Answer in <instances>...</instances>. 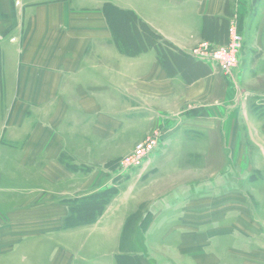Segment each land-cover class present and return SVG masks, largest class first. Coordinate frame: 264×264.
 <instances>
[{
    "label": "crops",
    "instance_id": "crops-1",
    "mask_svg": "<svg viewBox=\"0 0 264 264\" xmlns=\"http://www.w3.org/2000/svg\"><path fill=\"white\" fill-rule=\"evenodd\" d=\"M251 2L0 0V256L25 242L40 254V238L80 229L103 237L115 256L150 254L123 246L141 210L151 213L144 241L164 227L186 229L179 254L200 264L217 261L206 245L229 239L238 244L229 254H264V131L259 141L251 134V125L264 130V92L247 91L237 104L233 77L192 55L203 41H226L222 25L234 11L250 30ZM113 11L136 16L167 45L150 47ZM257 28L262 35L264 23ZM260 54L262 46L243 50L241 69L264 66ZM155 131L163 132V167L135 193L133 180L120 184L95 224L66 228L72 200L109 186L105 167ZM84 249H60L57 264H81Z\"/></svg>",
    "mask_w": 264,
    "mask_h": 264
},
{
    "label": "rangeland",
    "instance_id": "rangeland-1",
    "mask_svg": "<svg viewBox=\"0 0 264 264\" xmlns=\"http://www.w3.org/2000/svg\"><path fill=\"white\" fill-rule=\"evenodd\" d=\"M112 14L116 21L121 22L120 24L122 26H124V18H129L128 16L116 13L115 11H113ZM249 20H250L249 21L250 30L241 29L240 21H242V19L240 18L239 12L234 11L232 19L227 20V22H225L222 25L224 29L227 31L226 36H224V38L227 37L226 41L221 43L220 42H211V43L223 45L224 43L228 42L227 40L229 39L230 25L235 24L244 37L243 50L247 49L248 53L251 52V50L258 51V48L260 46L264 47V29L261 32L262 35L257 34L259 29L257 27L261 22L264 23V2H260V1L257 2L256 0H253V3L252 2L250 3ZM224 29L222 33L225 34ZM258 59L263 60L264 56L260 54L258 56ZM220 72L222 71L220 70ZM228 76L233 77L234 83H236V86L238 88L237 91H233V95H232V98L236 99L238 97L236 99L237 104H239L240 102L242 105L244 104L245 94L247 91H249L250 93L252 91L256 93L257 90L259 92L260 91L264 92V66L251 67L249 69H245V68L241 69V66H239L236 72H233ZM254 97H262V96L255 95ZM257 100L258 99L256 98V101L254 102H257ZM2 105H3V96H0V107ZM253 105H254L253 107L256 108L257 104L253 103ZM241 108L244 109V107L242 106ZM251 127H252L251 134H253L254 138L257 137L256 141H259L260 139L258 138L261 137L262 132L264 130L261 127L259 129L257 126L251 125ZM152 135L158 137L157 138L158 144L156 145V148L152 152L149 153L145 152L144 155L146 156L140 161V163H134V164L127 163L125 165H122L121 161L125 157H127L125 156L120 160H118L117 162L111 163V165H107L105 167L106 169L105 172L110 176L109 180L111 178L113 179L111 183H109V186H106L105 188L101 189L96 193L88 194L72 200L71 202L72 207L79 206V208H81L82 206V209L80 211H82L83 218L80 219L82 221H79V223H83L86 221V223L89 224V222L96 217V215L99 213L102 207V204L105 203L107 198H109L110 194L112 193V191L109 192V190L114 189L118 191L117 195H119L120 184L133 180L131 183V185L133 184V188L131 189H134L133 192L139 191L142 189L140 187L142 186L145 178L151 177L152 176L151 172L154 169H160L161 166L163 167V164L161 163L159 158L160 155L163 154V132L155 131L152 133ZM152 135L147 136L142 141L152 137ZM124 141L127 143L126 139ZM77 166L80 167V169L76 172L82 171L85 173H92V172L97 173L95 169H93L92 171L91 168H89L88 166H83V165H77ZM157 180H159V177ZM101 192L102 193L105 192V198L104 197L100 198L95 203L96 205L91 204V201L90 203H85L86 200H84V198L85 199L89 198L90 196L97 193L101 194ZM134 193L132 194L134 195ZM133 195H131L130 197L134 198ZM128 199L129 196L127 197V200ZM153 209H156V207H154ZM70 216H71V209L68 217L65 218V225L67 219ZM150 219H151V213L146 212V210H141L139 213L135 214V216H133V218L129 222V225L126 228L125 238L123 243L124 249L126 250L129 249L131 246L138 245L137 247H139L142 253L149 252L150 254H142V255L120 254L118 256H115L114 254H112L113 249L111 250L112 248L111 245L107 244V242L104 241L103 237L93 233L94 231L92 229H82V230L80 229V231H78V233H76V235L72 238H62L61 236L59 237L55 236L53 237L54 240L51 239L50 242L45 237L40 238L38 240L41 249L40 254H29L30 244L29 242L28 244H25L27 243L25 242L23 246L17 249L15 248V252L13 254H1L2 256H0V264H54V262L55 264H57V262L61 259V257L66 255V254H58L60 249H64L65 247H68L69 248L68 251H71L73 255H76L77 251L80 253V249L82 250V247L85 248V245H86V250L84 249L85 254H81L84 260L79 259L81 264H117L116 261L119 262L118 264H200L199 263L200 260L198 261L193 260L194 258H191L192 257L191 254H182V255L179 254L180 250L184 248L180 240H181V236L183 234H186L185 233L186 229H184L183 232L181 230H178V233L173 234V231H176L175 228L164 227L161 230L158 229L156 231L155 236H153L152 238L149 237L148 239L146 238V240L144 241L145 238L143 234L150 227L149 226ZM219 224H221V222H217V225L215 227L218 228V226H220ZM83 226L85 225H82V227ZM207 230L204 228L205 234H207L206 233L208 232ZM81 232H83L82 235ZM160 235H163V240H164L163 243L160 240ZM166 237L172 238L173 240L169 239L172 241L165 242ZM37 242L34 244L36 247H37L36 245ZM83 244L84 246H82ZM237 245H238L237 243L229 239L226 241H219L214 243L213 250L208 249L207 247L208 245H206V251L208 253L209 251L211 253H214L208 255H213L216 257L217 261L215 262L214 260L215 264H264V259H263L264 254L262 255L260 254L259 257H256L254 254L251 255L229 254L228 247L229 246L234 247ZM23 247L27 250L22 249ZM46 250L50 251V254H48ZM161 251H163L164 254L161 253Z\"/></svg>",
    "mask_w": 264,
    "mask_h": 264
},
{
    "label": "built area",
    "instance_id": "built-area-1",
    "mask_svg": "<svg viewBox=\"0 0 264 264\" xmlns=\"http://www.w3.org/2000/svg\"><path fill=\"white\" fill-rule=\"evenodd\" d=\"M244 37L235 24L229 28V39L226 44H214L210 41L201 42L193 49L192 55L198 60L215 64L223 73L229 75L236 72L241 64ZM151 136V135H150ZM157 136L141 141L133 153L125 157L121 164L140 163L146 156L145 152H152L158 144Z\"/></svg>",
    "mask_w": 264,
    "mask_h": 264
},
{
    "label": "trees",
    "instance_id": "trees-1",
    "mask_svg": "<svg viewBox=\"0 0 264 264\" xmlns=\"http://www.w3.org/2000/svg\"><path fill=\"white\" fill-rule=\"evenodd\" d=\"M127 20L128 21L130 20L132 22V24H134V27L136 28L135 31H137L139 34H140V32H142L141 33L142 36L145 37V40L147 41V43L149 44L150 47H155L156 43H158L160 40H162L158 35H156L145 24H142L141 22H139V20L136 16H134V20L128 19V18H127ZM161 43H163V45L166 44L163 40ZM156 48L158 51H161V50L163 51L162 46L159 47L157 45ZM2 79H3V55L0 52V92H2V85H3V82L1 81ZM108 165H111V164H108ZM69 168L73 171H78L80 169V167H78L77 165H71V164L69 165ZM110 191H112V193L110 194L109 198H107L105 203L102 204V207H101L99 213L96 215V217L92 221L89 222V224L95 223L102 216L103 212L106 209V206L110 203V201L118 193V191H116L114 189L109 190V192ZM103 197L105 198V192L104 193L101 192V194L100 193L94 194V195L90 196L89 198H86V199L84 198V200H86L85 203H90V201H91V204H95L100 198H103ZM81 209H82V206H81V208H79V206H73L71 208V216L66 221V225H65L66 228H74V227H79L82 225H89L88 223H86V221L83 223H79V221H82L80 219L83 218L82 211H80ZM132 218L133 217H131L129 219V222Z\"/></svg>",
    "mask_w": 264,
    "mask_h": 264
}]
</instances>
